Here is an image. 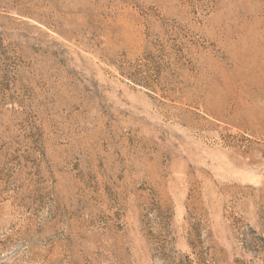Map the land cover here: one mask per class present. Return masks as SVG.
<instances>
[{
	"label": "rangeland",
	"instance_id": "obj_1",
	"mask_svg": "<svg viewBox=\"0 0 264 264\" xmlns=\"http://www.w3.org/2000/svg\"><path fill=\"white\" fill-rule=\"evenodd\" d=\"M0 264H264V0H0Z\"/></svg>",
	"mask_w": 264,
	"mask_h": 264
}]
</instances>
